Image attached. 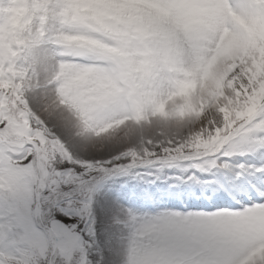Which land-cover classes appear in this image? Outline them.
I'll use <instances>...</instances> for the list:
<instances>
[{"label": "snow or ice", "instance_id": "obj_1", "mask_svg": "<svg viewBox=\"0 0 264 264\" xmlns=\"http://www.w3.org/2000/svg\"><path fill=\"white\" fill-rule=\"evenodd\" d=\"M0 264H264V0H0Z\"/></svg>", "mask_w": 264, "mask_h": 264}]
</instances>
